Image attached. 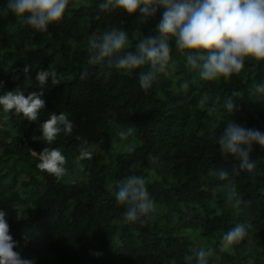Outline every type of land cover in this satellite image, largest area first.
Wrapping results in <instances>:
<instances>
[{
  "label": "trees",
  "instance_id": "obj_1",
  "mask_svg": "<svg viewBox=\"0 0 264 264\" xmlns=\"http://www.w3.org/2000/svg\"><path fill=\"white\" fill-rule=\"evenodd\" d=\"M100 2L69 0L62 20L38 32L21 25L0 0V95L42 91L45 102L37 121L0 107V210L8 213L14 250L32 264H185L186 255L213 247L209 264H264V147L254 143L249 153L255 163L250 179L241 161L222 157L217 145L230 121L264 133V95L251 94L264 82V61L246 59L227 80L203 81L172 43L167 72L142 90L138 73L147 66L125 73L107 60L89 63V41L121 29L126 50H134L144 36L155 35L164 9L144 21L139 9L131 15L101 11ZM26 64L28 75L20 71ZM48 69L60 85L39 84L37 73ZM233 92L238 96L229 114L225 102ZM61 112L72 121V134L58 135L51 145L34 140L40 124ZM131 124L135 134L121 140L117 128ZM44 148H58L67 158L60 181L36 167L33 153ZM81 148L93 158L79 160ZM149 154L158 158L155 165ZM218 171L228 178L220 180ZM129 174L147 179L155 201L144 225L124 222V208L115 202ZM232 183L239 206L226 202L225 186ZM236 224L251 225L248 235L220 252L221 237Z\"/></svg>",
  "mask_w": 264,
  "mask_h": 264
},
{
  "label": "clouds",
  "instance_id": "obj_2",
  "mask_svg": "<svg viewBox=\"0 0 264 264\" xmlns=\"http://www.w3.org/2000/svg\"><path fill=\"white\" fill-rule=\"evenodd\" d=\"M68 5L69 0H7L5 7L21 25L44 32L51 24L62 20ZM98 8L101 11L120 9L129 15L139 9L144 21L153 17L158 8L164 9L155 26V35L144 36L134 50H126L128 35L121 29L113 28L98 39L89 41V51L92 53L89 63L107 60L109 66L125 73L147 66V70L138 73L140 88L145 91L152 87L160 74L167 72L172 43L186 56L188 70L198 71L203 81L227 80L244 68L246 59L264 61V0H101ZM30 70L26 64L20 71L28 75ZM49 79L52 86L61 84L53 69L40 71L36 75L41 86ZM181 87L187 89L188 83L184 82ZM253 89L252 95H264V82L254 84ZM42 94V91L31 92L25 96L23 91H6L0 95V107L4 113L14 110L28 121H37L40 111L45 108ZM234 96H238V93L233 92L225 102L229 114L235 108ZM200 103L203 104L204 100ZM212 115L213 110L209 109V116ZM73 127L65 113H53L40 124L41 135L33 139L51 145L58 135H71ZM135 132L136 127L131 124L127 128L118 127L116 134L121 140H127ZM254 143L264 147V133L231 121L217 138L219 154L222 157L235 155L241 161L240 168L250 174V179L254 177L255 169V163L249 161ZM125 150L132 152L133 148ZM33 154L38 157L36 167L41 172L52 175L57 181L67 174V158L60 149L44 148ZM92 158L91 151L81 148L79 160ZM157 159L148 155L152 165L157 163ZM132 167H137V164L134 163ZM217 174L220 180L228 178L225 171H218ZM147 183V179L138 174H129L119 182L115 202L124 208V222L144 225L155 211V201L150 196ZM225 187L226 202H235L239 206L242 200L235 183ZM7 214L6 210H0V264H32L14 250L17 242L10 234ZM250 228L251 225L236 224L225 232L218 244L219 251L228 252L239 245ZM215 251L213 247L199 248L185 256V264H209Z\"/></svg>",
  "mask_w": 264,
  "mask_h": 264
}]
</instances>
